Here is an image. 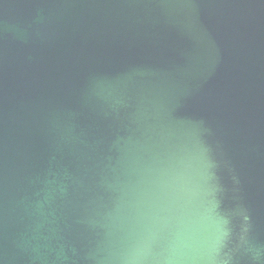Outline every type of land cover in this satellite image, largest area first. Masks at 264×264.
<instances>
[{"label":"water","instance_id":"obj_1","mask_svg":"<svg viewBox=\"0 0 264 264\" xmlns=\"http://www.w3.org/2000/svg\"><path fill=\"white\" fill-rule=\"evenodd\" d=\"M0 264H264V0H0Z\"/></svg>","mask_w":264,"mask_h":264}]
</instances>
